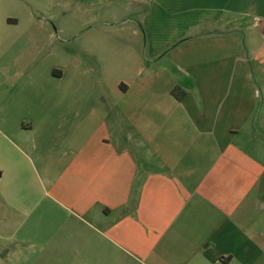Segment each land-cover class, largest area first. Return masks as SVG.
Here are the masks:
<instances>
[{
  "label": "crops",
  "instance_id": "crops-1",
  "mask_svg": "<svg viewBox=\"0 0 264 264\" xmlns=\"http://www.w3.org/2000/svg\"><path fill=\"white\" fill-rule=\"evenodd\" d=\"M55 7L4 52L27 50V75L46 65L34 49L64 61L38 73L25 118L0 115L5 163H27L55 213L44 243L71 248V264H264V0ZM116 54L120 75L95 77ZM3 227L0 264H27V237Z\"/></svg>",
  "mask_w": 264,
  "mask_h": 264
},
{
  "label": "rangeland",
  "instance_id": "rangeland-1",
  "mask_svg": "<svg viewBox=\"0 0 264 264\" xmlns=\"http://www.w3.org/2000/svg\"><path fill=\"white\" fill-rule=\"evenodd\" d=\"M55 4L56 0H0V115L12 113L13 115H18V117L25 118L27 111L34 107V98L38 95L40 88L38 73L40 71L42 73L46 65L53 61L55 63L64 61L57 58L55 51L52 52L49 47L41 51L34 49L29 55L30 59L42 62L46 58V65L44 68L43 66H37L31 75H27V50L24 51L14 47L4 52L5 47L12 40L27 32V30L33 32L42 30L38 28L40 22L27 20V18H43L46 14H53L55 18L60 14L61 18L62 12H57ZM83 16L85 17V15ZM9 17L19 18L18 23L8 24L6 19ZM48 27H50V24ZM88 55L81 52L80 60L83 59L84 62L88 63L91 61ZM15 57L16 63H13ZM113 59L116 61L115 64L108 65L105 69L93 67L92 72L95 77H102L103 73L104 76L111 77L120 75L124 67L120 63L121 57L116 54ZM14 70L15 72L13 73L12 71ZM99 92L97 88L96 94ZM11 117L9 116V118ZM15 140L17 139L15 138ZM4 142L3 137H0V169L4 168L5 170L4 176L0 178V191L9 186L14 188L16 192L13 195V200L9 203L10 205L0 198V245L3 243V236L11 234L13 230V228L4 229L3 227L4 219L9 218L10 221L14 220L16 222L15 237H27L26 248H24L25 245L20 247L22 251L27 252V264L73 263L74 253H72L71 248L60 250L54 240L51 244L44 243L43 240L49 235L50 231L55 230L54 227L46 226L51 221L57 220L54 219L55 213L46 208L49 204L43 196L39 181L30 166H27V163L23 161H18L17 165L5 163L6 160L4 158L7 157V154L4 152L8 150L11 153V149L7 148ZM4 166H8V168ZM14 167L18 171L12 175L9 172ZM50 193L55 195L54 191ZM23 199H27V211L21 206L13 207L14 205L19 206ZM26 215L27 222L19 225V222L23 221Z\"/></svg>",
  "mask_w": 264,
  "mask_h": 264
},
{
  "label": "trees",
  "instance_id": "trees-1",
  "mask_svg": "<svg viewBox=\"0 0 264 264\" xmlns=\"http://www.w3.org/2000/svg\"><path fill=\"white\" fill-rule=\"evenodd\" d=\"M171 95L176 99H181L185 95V92L182 89L176 87L171 91Z\"/></svg>",
  "mask_w": 264,
  "mask_h": 264
},
{
  "label": "built area",
  "instance_id": "built-area-1",
  "mask_svg": "<svg viewBox=\"0 0 264 264\" xmlns=\"http://www.w3.org/2000/svg\"><path fill=\"white\" fill-rule=\"evenodd\" d=\"M261 32H262V34L264 35V23H263L262 26H261Z\"/></svg>",
  "mask_w": 264,
  "mask_h": 264
}]
</instances>
